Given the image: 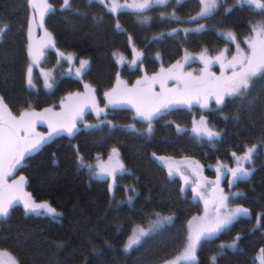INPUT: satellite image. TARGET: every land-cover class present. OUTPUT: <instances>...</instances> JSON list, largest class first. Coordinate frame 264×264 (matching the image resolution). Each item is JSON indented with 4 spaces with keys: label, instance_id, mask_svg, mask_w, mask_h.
Returning a JSON list of instances; mask_svg holds the SVG:
<instances>
[{
    "label": "trees",
    "instance_id": "1",
    "mask_svg": "<svg viewBox=\"0 0 264 264\" xmlns=\"http://www.w3.org/2000/svg\"><path fill=\"white\" fill-rule=\"evenodd\" d=\"M227 1L225 5L221 2L212 17L199 21L203 29L185 33L183 29L197 24L187 19L198 9L197 0L180 4L168 0L165 6L156 5L143 13L132 9L111 13L98 0H71L72 9L67 10L61 8L63 0H48L53 9L45 15L43 25L56 49L72 53L77 61L86 60L88 65L81 78L65 75L54 80L51 88L39 81L37 87L29 88L28 20L34 10L28 0H0V26H9L0 36V96L13 115L18 116L29 106L31 110L50 108L56 112L64 95L85 92L87 84L95 93L97 106L105 108L104 94L117 87V77L122 82L120 88H133L137 80L156 76L162 68L167 70L179 63L182 67L178 71L183 72L196 64L192 60L184 63V56L205 53L214 59L224 52L231 59L236 53L234 44L221 33L231 31L238 38L247 35L251 25L264 20V16ZM225 8L231 10L225 12ZM173 12L180 22L171 18ZM145 17L148 20L142 23ZM172 29L179 32L172 33ZM134 50L140 53V60L130 69L126 59ZM121 57L125 61L120 65ZM208 71L217 76L221 73L219 63H213ZM174 83L170 80L167 85ZM141 87L160 90L159 83ZM249 98H254L251 107ZM248 99L229 97L224 105L206 111L210 126L221 133L211 140L192 135L191 112L181 107L154 119L150 135L148 125H137L124 102L116 108L108 106L99 116L91 106L85 109L77 124L79 131L72 136L63 133L53 137L39 151L26 156L14 171L26 179L35 200L47 201L59 213L26 214L20 205H14L9 217L0 219V249L9 250L20 264H155L179 250L188 219L201 210L195 193L184 188L178 177L168 174L164 162L189 158L215 175L218 162L233 163V152L239 155L245 146L257 144L254 162L245 165L252 170L251 175L234 183L243 191L239 199L252 215L238 217L230 228L202 241L197 261L212 264L215 256V264H259L257 257L264 249V219L255 226V218L258 213L264 214V81L256 79ZM177 126L184 129L178 132ZM36 132L47 134V123L38 121ZM112 146L119 148L126 168L117 177L113 194L107 180L91 178L78 160L80 156L83 162L88 161L94 153L104 156ZM132 189L135 195L127 202L124 198L133 193ZM156 213L172 216L173 220L158 234L125 252L124 245L135 225L148 224ZM237 235L240 239L235 248H220L231 244Z\"/></svg>",
    "mask_w": 264,
    "mask_h": 264
},
{
    "label": "snow or ice",
    "instance_id": "2",
    "mask_svg": "<svg viewBox=\"0 0 264 264\" xmlns=\"http://www.w3.org/2000/svg\"><path fill=\"white\" fill-rule=\"evenodd\" d=\"M91 2V0H90ZM101 5H104L111 13L118 12L119 8L126 7L132 9L136 13H143L145 10L151 9L153 6H165L168 0H132L131 3L119 5L116 0H111V4L106 3V0H98ZM183 0H177V3H182ZM199 11L195 15L188 18V22L197 23L198 27L195 29L185 28L183 31L188 33L190 31L199 32L204 28L199 21L212 17L221 7V0H197ZM236 5L247 7L253 14L264 16V0H235ZM28 4L35 10L28 20L29 40L31 41L33 27L36 24V15H39L40 24L43 28L45 15L52 11L53 6L48 3V0H28ZM62 9L71 10V0H63ZM230 8H225V12H229ZM163 17V14H161ZM171 18L176 22H180L176 17L175 12L171 14ZM145 17L141 22H147ZM117 29L120 28L119 23L116 24ZM252 35L245 39L247 44V51L241 49L237 42L236 36L231 31L222 32L221 35L226 40H230L236 45V53L228 59L224 52H221L214 59L206 57L203 53L200 55V60L204 64L203 72L200 76L195 77L192 74H184L178 71L182 66L177 63L169 69H161L160 74L148 78L145 76L142 80L136 81V86L133 88H120L119 77H117V87L110 92H105L107 104L105 108H100L96 104L95 96L92 94L93 90L87 84L84 85L85 93L77 96L80 103L75 107L61 104L65 111L56 113L50 108H45L42 112L28 109L23 110L19 115H13L9 110L4 98L0 96V219H6L10 215V210L14 204L19 202L23 204L26 214L39 213L40 209L45 210L50 215H55V209L51 208L47 203H36L30 194L24 191L25 178L20 176L18 179H13L11 183L8 182L18 166L26 156L33 152L39 151L41 147L55 136L67 133L69 136L74 135L79 128L77 124L83 119V113L86 107H91L96 111L97 115L104 112L108 106L116 108L122 102L130 103L135 108L137 116L144 122H147V133L150 135L153 131L152 121L169 110L173 105L188 103L191 104L193 100L201 103L202 107H207V100L210 96L215 97V103L220 106L226 103V99L236 98L241 101L247 100L248 95L255 86L256 78L264 81V20L258 21L251 25ZM9 30L7 23L0 26V36ZM179 29H172V33H178ZM169 33V34H172ZM47 42L51 43V35L45 32ZM54 46V45H53ZM43 47V45H41ZM135 51V50H134ZM28 55L35 61L38 58V53L34 49L33 43L28 45ZM136 55H139L136 53ZM187 60L188 57L186 56ZM71 60V57H69ZM123 60V57H121ZM135 62V61H134ZM213 63H219L221 68V75L216 76L214 73L208 71ZM88 65V61L81 60L80 67L77 69V75H81ZM227 73V74H226ZM176 81L177 85L183 87H167L168 81ZM159 83L160 91L154 92L151 88L144 89L141 86L145 84ZM29 86L32 85L31 69H29L28 77ZM46 86L51 88V83H46ZM72 99V97H69ZM251 107V105H249ZM227 119V117H225ZM38 121L47 123V134L36 132V124ZM103 123V121H102ZM111 127H115L111 122H108ZM201 127L194 128L198 134L203 133L210 140L218 137L219 132L213 131L207 127L204 117H201ZM98 125H85L86 128L97 127ZM177 131H180L177 126ZM262 142H264V132H262ZM257 144L245 146L243 154L238 156L235 152L232 153L236 161V166L229 168L232 179L229 180V186L238 180L248 178L252 170L245 165H250L254 162V154L257 151ZM113 154L118 155L113 149ZM81 165L83 159L78 157ZM111 161V157H110ZM91 169V165H88ZM100 175H105L115 179V173L118 169H123V164L116 161L115 164L99 166ZM220 178V170H217ZM171 174V173H170ZM109 191H112V185H109ZM133 193L135 189H132ZM197 189L193 188L196 193ZM216 191V190H214ZM219 195L216 197L214 207L215 212H208V202L205 201V214L201 217H194L189 222V232L186 242L183 246L182 253L172 260H165L163 264H198L197 250L201 246L202 241L210 240L217 233L230 228V226L241 215L247 216L249 210L241 206L235 208L229 207V196L224 195L222 190H218ZM240 193H232L231 196H240ZM131 202L132 197H128ZM155 219L149 220L147 227L136 226L132 230L126 244L124 251L127 252L136 245H140L145 238H150L154 234H158L165 225L172 222V216H162L160 213L155 214ZM264 219V214L257 216V224L260 225L261 220ZM240 236L237 235L229 245H220V248L225 247L235 248ZM156 257H152L154 261ZM212 264H215L216 257H212ZM259 264H264V249L260 250V255L257 257ZM0 264H20V261L10 252L0 249Z\"/></svg>",
    "mask_w": 264,
    "mask_h": 264
},
{
    "label": "rangeland",
    "instance_id": "3",
    "mask_svg": "<svg viewBox=\"0 0 264 264\" xmlns=\"http://www.w3.org/2000/svg\"><path fill=\"white\" fill-rule=\"evenodd\" d=\"M108 1H109V5H110L111 0H108ZM232 1L234 2V4H236L235 0H232ZM116 2L119 5H125L126 3H131L132 0H116ZM221 2H223L225 5L228 1L227 0H221ZM120 9H127L128 10L129 8L121 7V8H119V10ZM198 11H199V7L197 10H194L191 14H189L188 18L190 16L195 15L196 12H198ZM34 12H35V10H34ZM39 24H40V20H39V15L37 14L36 15V24H35L34 29L32 31L31 41L29 40V36H28L27 53H28V45L31 42L34 45L35 51L38 53V58L34 61L28 55V65H27V69H26L27 86L29 88L37 87L39 85V83H38V81H39L40 84H42L46 88H49L46 86V83L53 84L54 80H56L62 76H65V75H70V76H73L75 78H81L82 74L79 76L77 75V69L80 67V61L79 60L77 61V58L72 53H69V52L65 53V52H62V51L56 49L55 42H54V39L52 37H51L52 42L51 43L47 42V39L45 37V32L49 33V31L45 29L44 25H43V28H41L39 26ZM197 26H198L197 24H192V26H188V28L197 27ZM35 32H38L36 36L33 35V33H35ZM252 34L253 33H252V29H251V32H249L247 35L244 34V35H240L239 38L236 37L238 43H239L238 39H240V42L242 43V45H245L246 51H247V44L244 41L246 38L250 37ZM41 45H43V47H41ZM50 50H51V52H50ZM234 50H236L235 44H234ZM136 53H138V52L133 51V56L126 59L128 61V63H127L128 67L127 68H130V69L134 68L136 62L138 60H140V53H138L139 55H136ZM201 54L202 53H197L195 55H193V54L189 55V56H187L188 57L187 60L185 59L186 56L183 57L184 63H187L191 60L194 61V63H196L195 65L192 64L189 67H187V69L183 70L184 74H192L195 76H198L199 74H201L202 70L204 69V64L200 60ZM203 54L206 56L205 53H203ZM69 57H71V60H69ZM124 61H125L124 58H123V60H121V58H120L118 62L121 65ZM29 69H31V79H32V85H33L31 87L28 84ZM220 75H221V73H219L217 76H220ZM148 78H150V76H148ZM256 79H258V78H256ZM149 84H145L143 86H148ZM178 86L183 87V85H177V83L167 85V87H169V88L178 87ZM151 90H152V88H151ZM84 93L85 92H75L72 94L64 95V97L60 100V103L75 107L76 105H78L81 102L79 97L77 96V94H80V96H82ZM92 94L95 96L94 92ZM69 97H72V99H69ZM253 102H254V98H249L247 101V103L249 105H251ZM123 105H124V107L130 108L132 110L133 117L137 120V123H136L137 125L140 122L141 123L144 122L137 116L136 110L132 106V104L124 102ZM90 106L91 105H89L85 109L89 108ZM216 106H218V105L215 103V97L210 96L207 100V107H202L201 103H198L195 100H193L191 102V104H188V103L176 104V105H173L171 108L181 107L187 111H190L191 112V122H190L189 128H190V132L192 133V135L210 140L203 133L198 134L196 131H194V128L201 127V125H200L201 117H204L206 124H207V127L213 131L219 132L217 129H214L213 127L210 126V124L208 122V118H207V112H206L207 110L214 109ZM57 110H59V111H56V113L65 111V109L62 108L61 105H59V108ZM34 111L42 112L43 109H37ZM144 123H145V126L148 125L147 122H144ZM147 128H148V126H147ZM179 128H180V131L184 129L181 126H179ZM219 137H221V133L218 137H215L213 139H217ZM262 148L264 149V145L262 146ZM113 149L116 150V153H118V155L113 154ZM242 154L243 153L239 154L238 156H240ZM110 157H111V161H110ZM116 161H119L124 166V163H123L122 158L120 156L119 148L117 146H112L104 156H101L100 153H94V155L88 161L83 162L84 163L83 165H81V163H80V165L85 168V171L89 174V176L91 178L107 180L108 186L112 185L111 193L113 194L116 191L115 188H116L117 182H118L117 177L119 175L125 173L126 168L124 166L123 169H118L115 173V179H113L112 177L100 175L99 174L100 173V167L99 166L109 165L110 163L115 164ZM79 162H80V160H79ZM232 162L234 164L229 163L228 161L225 162V164H223V163L221 164L218 162L217 165H215L216 166L215 175L213 173L208 172L202 166L197 165L198 164L197 162H196L197 163L196 164L193 160H191L189 158H183L181 160H175L173 162H167V161L164 162V166H165L168 174L171 173L170 175L178 177L180 180V183L182 184V186L184 188L191 189L192 191H193V188L197 189L195 195L198 198L201 210L198 213L192 215L188 219L187 229H186V233H185V239L183 242L179 243V245L182 244L180 246L179 250L177 252H175L174 255L170 256L169 258L163 259L162 261L156 262L155 264H163V262L165 260H172L182 253L183 246L186 242V238H187V235L189 232V222L192 221L194 217H201L205 214V201L208 202V212L209 213L215 212L214 203H215L216 197L219 195L218 190H222L224 195L229 196V207L230 208H235L237 206H241V207L249 210V214L247 216L252 215V212L250 211V209L248 207H246L239 199L243 195V191H241L239 188H237L234 185V183L231 185V187L229 186V180H231L232 177H231V173L228 171V169L236 166V161H235L234 157L232 158ZM88 165L92 166L91 169H89ZM218 169L220 170V173H221L219 181H217V177H218L217 170ZM20 176H21L20 174H14L11 177H9L8 182L11 183V181L13 179H18ZM214 190H216V191H214ZM24 191L27 192L28 194H30V196L32 197V199L36 203H47L48 205H50L47 201H44V200L39 201V200H35L33 198L30 191L26 187V179H25V184H24ZM135 192L134 193L130 192L129 194H127L124 198L125 201L129 202V200H128L129 196H131L132 200H133ZM232 193H240L241 195L233 197V196H231ZM14 205H20L24 209L22 203L17 202ZM50 207L55 209L51 205H50ZM40 213L48 214L43 209H40L39 213H31V214H40ZM57 213H59V212L55 209V214H57ZM256 215H257V213H256ZM258 215H260V214L258 213ZM241 216H244V215H241ZM257 216L255 218V226H259L257 224ZM135 226L147 227V224H145V225L136 224ZM131 234H132V232H131ZM129 236L127 237V240L129 238ZM127 240H126V242H127ZM4 250H6V249H4ZM7 251L10 252L9 250H7Z\"/></svg>",
    "mask_w": 264,
    "mask_h": 264
}]
</instances>
